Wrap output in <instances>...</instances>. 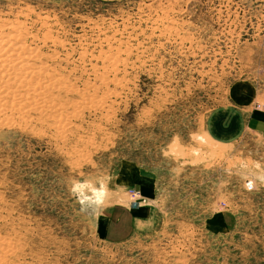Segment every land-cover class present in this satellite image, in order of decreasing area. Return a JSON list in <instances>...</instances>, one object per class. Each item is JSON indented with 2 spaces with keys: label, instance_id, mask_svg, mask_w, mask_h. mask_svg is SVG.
<instances>
[{
  "label": "rangeland",
  "instance_id": "1",
  "mask_svg": "<svg viewBox=\"0 0 264 264\" xmlns=\"http://www.w3.org/2000/svg\"><path fill=\"white\" fill-rule=\"evenodd\" d=\"M0 41V264H264V0H0Z\"/></svg>",
  "mask_w": 264,
  "mask_h": 264
},
{
  "label": "crops",
  "instance_id": "2",
  "mask_svg": "<svg viewBox=\"0 0 264 264\" xmlns=\"http://www.w3.org/2000/svg\"><path fill=\"white\" fill-rule=\"evenodd\" d=\"M238 115V121L236 123V136L240 134L242 128V114L244 113L241 109L236 110ZM246 117L245 114H243ZM244 120V118H243ZM246 120L244 121V123ZM256 123L259 125L263 124L264 126V113L263 114H252L248 115V124L253 126ZM242 124V125H241ZM245 125V124H244ZM264 128V127H263ZM141 206L140 204L134 201L128 203H121L112 205L106 216H104L102 224V235L110 240H124L128 238L138 221L141 220Z\"/></svg>",
  "mask_w": 264,
  "mask_h": 264
},
{
  "label": "bare ground",
  "instance_id": "3",
  "mask_svg": "<svg viewBox=\"0 0 264 264\" xmlns=\"http://www.w3.org/2000/svg\"><path fill=\"white\" fill-rule=\"evenodd\" d=\"M16 34V33H15ZM13 35V34H12ZM14 37V36H13ZM3 38H4V36H3ZM9 38V37H8ZM16 38V37H15ZM17 41V40H16ZM1 42V41H0ZM11 42V41H10ZM13 42V41H12ZM15 43V42H14ZM18 43V42H17ZM22 43V42H21ZM12 44V43H11ZM25 45H27V44H25ZM25 45L23 46L24 48H25ZM3 45H2V43H0V48L2 47ZM14 46V47H13ZM15 44H12V45H8V47H12V48H8L7 49V47H5V49H4V51H2V53H3V55L4 56H1L0 57V82L1 81H3L2 79L3 78H6L7 76H8V74L6 73L8 70H10L11 68H12V66L11 65H13L14 66V64H9V62L8 61H6V59L8 58V55H9V53L7 54L6 52L7 51H9V49L11 50V49H13V48H17L18 46H16ZM20 46V45H19ZM19 48H22V45H21V47H19ZM33 49V48H32ZM27 50V49H26ZM34 50V49H33ZM21 50L19 49V51H18V53H17V55H19V52H20ZM29 51V50H28ZM27 51V52H28ZM12 52H14V51H12ZM12 52H10V55H11V53ZM24 52V51H23ZM36 52V51H35ZM2 53H0V55L2 54ZM25 53V52H24ZM29 53V52H28ZM31 53V52H30ZM32 54V53H31ZM30 54V55H31ZM38 54V53H37ZM16 55V56H17ZM24 55V54H23ZM31 56H33V54L31 55ZM23 57V56H22ZM24 57H26V56H24ZM34 57V56H33ZM6 58V59H5ZM13 58V57H12ZM11 58V59H12ZM29 58V57H28ZM27 58V59H28ZM37 58V57H36ZM9 59H10V57H9ZM16 59V58H15ZM13 60V59H12ZM21 60V59H20ZM34 60V59H33ZM19 61V60H18ZM18 61H17V63H18ZM16 62V61H15ZM28 62H29V59H28ZM11 63V62H10ZM12 63H14V62H12ZM27 63V62H26ZM16 64V63H15ZM20 65L22 66V63H20ZM29 66V65H28ZM42 66V65H41ZM20 68V66H17L16 68ZM24 67H26V66H24ZM22 68V67H21ZM27 69V68H26ZM35 69V68H34ZM14 70H16V69H14ZM18 70V69H17ZM29 70V69H28ZM27 70V71H28ZM24 71V70H23ZM37 71H38V69H37ZM5 72V73H4ZM9 72V71H8ZM14 72V71H13ZM17 72V71H16ZM10 73H12L11 72V70H10ZM53 73H55V72H53ZM52 72H51V74L50 75H54ZM13 74V73H12ZM10 75V74H9ZM22 75V74H21ZM49 74L47 75V78H48V76H50ZM58 75V74H57ZM15 76V75H14ZM16 76H17V74H16ZM33 76V75H32ZM43 76V75H42ZM56 76V75H55ZM55 76H54V78H55ZM58 76H61L62 77V74L60 75V73H59V75ZM9 77V76H8ZM21 77H23V76H21ZM41 77V76H40ZM44 77V76H43ZM52 76H50V78H51ZM19 78V77H18ZM49 78V79H50ZM56 78H57V76H56ZM56 78H55V80H56ZM21 80V79H20ZM40 80H42V79H40ZM39 80V81H40ZM45 80V79H44ZM58 81H59V79H57ZM61 80H62V78H61ZM7 84L9 83V79H7L6 78V80H4ZM54 81V80H53ZM16 82V81H15ZM12 83V82H11ZM19 83V82H18ZM25 83V82H24ZM35 83V82H34ZM49 83V82H48ZM57 83H59V82H57ZM20 84V83H19ZM32 84V83H31ZM50 84V83H49ZM53 84V83H52ZM56 84V83H55ZM1 85V84H0ZM13 85V84H12ZM39 85V84H38ZM46 85V84H45ZM2 86H4V83H3V85ZM15 86H17V84L15 85ZM42 86V85H41ZM49 86V85H48ZM1 87V86H0ZM9 87V86H8ZM12 87V86H11ZM27 87V86H26ZM38 87V86H37ZM25 88V87H24ZM30 88V87H29ZM29 88H27V89H29ZM38 88H41V87H38ZM57 88V87H56ZM2 89H3V87H1V89H0V94H2L3 96H4V94L2 93L3 91H2ZM37 89V88H36ZM4 90V89H3ZM6 91L8 90V89H5ZM4 90V91H5ZM15 90H16V88H15ZM18 90V89H17ZM20 90V89H19ZM21 90H23V89H21ZM32 90H33V85H32ZM5 91V92H6ZM26 91V90H25ZM24 91V92H25ZM39 91V90H38ZM41 91V90H40ZM51 91V90H50ZM23 92V93H24ZM19 93V92H18ZM17 93V94H18ZM25 93H27L28 94V92H25ZM30 93H31V91H30ZM34 92L32 91V93L31 94H33ZM43 93H45V92H43ZM21 94V93H20ZM1 96V95H0ZM21 96V95H20ZM25 96V95H24ZM29 96V95H28ZM12 97V96H11ZM15 97V96H14ZM18 97V96H17ZM22 97V96H21ZM56 97V96H55ZM16 98V97H15ZM20 101V100H19ZM34 101V100H33ZM54 101V100H53ZM35 103V102H34ZM26 105V104H25ZM40 105V104H39ZM16 106V105H15ZM21 108V107H20ZM59 108V107H58ZM8 109V108H7ZM16 109V108H15ZM3 110V109H2ZM20 110V109H19ZM1 113V112H0Z\"/></svg>",
  "mask_w": 264,
  "mask_h": 264
},
{
  "label": "built area",
  "instance_id": "4",
  "mask_svg": "<svg viewBox=\"0 0 264 264\" xmlns=\"http://www.w3.org/2000/svg\"><path fill=\"white\" fill-rule=\"evenodd\" d=\"M244 184H245V187H246L247 190L253 189V184H252V181L251 180H247ZM135 196H136V193L131 194V198L132 199H134Z\"/></svg>",
  "mask_w": 264,
  "mask_h": 264
}]
</instances>
